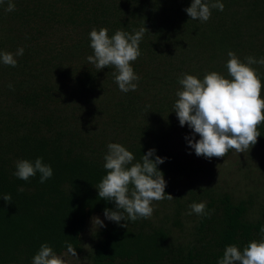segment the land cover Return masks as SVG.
<instances>
[{
    "label": "trees",
    "instance_id": "16d2710c",
    "mask_svg": "<svg viewBox=\"0 0 264 264\" xmlns=\"http://www.w3.org/2000/svg\"><path fill=\"white\" fill-rule=\"evenodd\" d=\"M13 2L12 12L8 0L0 3V52L24 53L15 67L0 62V264H32L44 243L63 255L66 242L76 248L74 264H218L227 246L243 250L264 238V123L238 160H228L232 149L208 159L189 147L192 130L173 111L184 74L230 79L229 51L242 62L264 57V0H220L223 11L211 8L206 22L186 13L193 0ZM93 28L109 37L145 28L131 62L136 91L119 89L114 68L88 62ZM251 66L264 99V65ZM110 142L135 161L153 148L166 158L158 168L174 198L153 201L150 218H105L116 205L99 198L96 185L107 174ZM38 157L53 169L50 179L14 175L17 160ZM193 202L211 214L189 215ZM97 215L105 226L93 230Z\"/></svg>",
    "mask_w": 264,
    "mask_h": 264
},
{
    "label": "clouds",
    "instance_id": "9594fccd",
    "mask_svg": "<svg viewBox=\"0 0 264 264\" xmlns=\"http://www.w3.org/2000/svg\"><path fill=\"white\" fill-rule=\"evenodd\" d=\"M211 8L223 11L224 4L220 0L211 5L204 0H193L185 11L190 19L206 22L211 16ZM14 10L15 3L8 0L6 11ZM144 34L145 28L135 34L117 30L109 37L106 28H93L89 37L94 54L89 55L87 60L98 70L114 68L113 76L122 92L136 91L140 77L134 72L131 62L141 54L139 44ZM23 53V47L18 48L14 54L0 52V62L15 67V57ZM228 57L226 67L230 79L215 71L207 73L203 80L193 74H184L179 79L182 87L177 91L178 99L173 105L180 125H187L192 130L191 137L186 136L189 147L197 156L208 159L225 157L230 149L245 153L257 143L261 135L258 126L264 123L261 79L251 66L264 65V57L257 60L250 56L246 62H242L232 51L228 52ZM196 135H199V140L195 139ZM107 148L104 156L107 174L96 185L99 198L114 201L116 205V210H104L107 220L119 224L121 221L134 222L138 218H150L153 214V201L174 198L165 192L167 182L158 168L166 158L156 155L154 148L144 153L140 161H135L134 154L120 143L110 142ZM15 167L14 175L25 181L39 173L40 183H44L53 175V169L43 163L42 157L36 158L34 162L28 159L17 160ZM18 190L24 191L23 187ZM3 199L12 202L10 194L3 195ZM189 209V215L211 214L206 211L205 202H193ZM92 224L93 230L105 226L98 216L92 218ZM121 226L128 228V223ZM260 232L264 236V227H261ZM68 256L79 258L71 243L66 242L63 256L44 243L33 257L32 264H71L64 258ZM218 264H264V238L250 241L243 250L235 244L227 246Z\"/></svg>",
    "mask_w": 264,
    "mask_h": 264
},
{
    "label": "rangeland",
    "instance_id": "374dc122",
    "mask_svg": "<svg viewBox=\"0 0 264 264\" xmlns=\"http://www.w3.org/2000/svg\"><path fill=\"white\" fill-rule=\"evenodd\" d=\"M238 154L240 155L241 153L235 152V154L233 156H230L228 160H238L239 159V155ZM223 164H230V163L228 162V163H223ZM97 216L101 220H104L105 219L103 215H97ZM61 256H63V255H61ZM64 258L67 259V260H69L71 262V264L76 263V259H77L76 257H72V256H68V257H64Z\"/></svg>",
    "mask_w": 264,
    "mask_h": 264
}]
</instances>
